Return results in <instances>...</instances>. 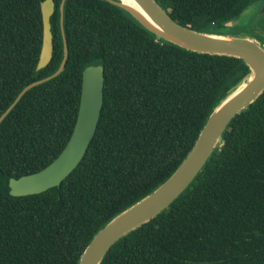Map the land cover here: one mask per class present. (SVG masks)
Returning a JSON list of instances; mask_svg holds the SVG:
<instances>
[{
	"label": "trees",
	"instance_id": "obj_1",
	"mask_svg": "<svg viewBox=\"0 0 264 264\" xmlns=\"http://www.w3.org/2000/svg\"><path fill=\"white\" fill-rule=\"evenodd\" d=\"M44 1L0 0V116L64 58L62 0H54L55 50L37 70ZM157 1L181 25L216 33L261 0ZM64 24V72L27 92L0 125V264H78L111 219L173 175L215 107L250 74L242 59L157 38L104 0H67ZM98 64L103 108L82 162L60 187L11 196V178L41 171L68 144L83 71ZM102 264H264V94L231 122L191 187Z\"/></svg>",
	"mask_w": 264,
	"mask_h": 264
},
{
	"label": "water",
	"instance_id": "obj_2",
	"mask_svg": "<svg viewBox=\"0 0 264 264\" xmlns=\"http://www.w3.org/2000/svg\"><path fill=\"white\" fill-rule=\"evenodd\" d=\"M127 12L146 31L157 38L187 51L229 56L242 59L250 68L252 79L235 96L229 98L232 89L209 116L199 137L173 175L157 189L111 219L92 239L78 264H102L111 248L131 232L149 223L168 210L195 182L210 162L216 149L223 144V136L231 122L248 110L264 94V44L252 35H233L229 30L254 22H240L247 9L262 3L260 15H264V0L248 6L239 19L228 21L216 33L195 31L174 20L157 0H133L142 13L124 4L121 0H104ZM61 2V32L64 42V58L58 71L50 77L28 85L13 104L0 116V125L9 116L21 99L33 88L61 75L69 58V46L65 33V5ZM55 1L45 0L42 5L43 46L37 70H43L52 61L55 45L52 32V17ZM232 24V26H231ZM231 27H230V26ZM105 68L102 64L90 65L83 71L80 109L73 134L61 154L47 167L31 175L9 182L10 195L25 197L39 195L60 187L77 169L93 141L103 108Z\"/></svg>",
	"mask_w": 264,
	"mask_h": 264
},
{
	"label": "rangeland",
	"instance_id": "obj_3",
	"mask_svg": "<svg viewBox=\"0 0 264 264\" xmlns=\"http://www.w3.org/2000/svg\"><path fill=\"white\" fill-rule=\"evenodd\" d=\"M262 8V3H259L255 6L250 7L245 11L241 17L240 22H254L251 26L244 25L235 27L234 29L229 30L233 35H252L255 36L257 40L264 44V15H260Z\"/></svg>",
	"mask_w": 264,
	"mask_h": 264
},
{
	"label": "bare ground",
	"instance_id": "obj_4",
	"mask_svg": "<svg viewBox=\"0 0 264 264\" xmlns=\"http://www.w3.org/2000/svg\"><path fill=\"white\" fill-rule=\"evenodd\" d=\"M124 4H126V5H128V6H130V7H132V8H135L136 10H138L139 12H141L142 13V10L139 8V6L133 1V0H121ZM252 79V76H249L246 80H245V82L242 84V85H240L239 87H237L230 95H229V98H231V97H233V96H235L241 89H243L244 87H245V85L247 84V82L249 81V80H251Z\"/></svg>",
	"mask_w": 264,
	"mask_h": 264
},
{
	"label": "crops",
	"instance_id": "obj_5",
	"mask_svg": "<svg viewBox=\"0 0 264 264\" xmlns=\"http://www.w3.org/2000/svg\"><path fill=\"white\" fill-rule=\"evenodd\" d=\"M234 23H235V26H236V24H237V25H239V24H240L239 22H234ZM229 26H230V25H229ZM231 26H232V24H231ZM231 26H230V27H231Z\"/></svg>",
	"mask_w": 264,
	"mask_h": 264
}]
</instances>
